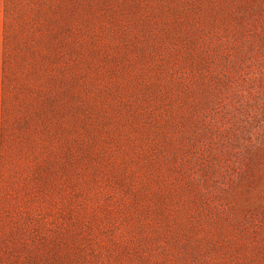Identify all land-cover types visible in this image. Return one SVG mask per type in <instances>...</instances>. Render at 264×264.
<instances>
[{
  "label": "rangeland",
  "instance_id": "374dc122",
  "mask_svg": "<svg viewBox=\"0 0 264 264\" xmlns=\"http://www.w3.org/2000/svg\"><path fill=\"white\" fill-rule=\"evenodd\" d=\"M0 264H264V0H0Z\"/></svg>",
  "mask_w": 264,
  "mask_h": 264
}]
</instances>
